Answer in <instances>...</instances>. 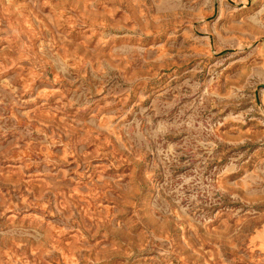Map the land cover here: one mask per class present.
Here are the masks:
<instances>
[{
  "label": "rangeland",
  "instance_id": "obj_1",
  "mask_svg": "<svg viewBox=\"0 0 264 264\" xmlns=\"http://www.w3.org/2000/svg\"><path fill=\"white\" fill-rule=\"evenodd\" d=\"M0 264H264V0H0Z\"/></svg>",
  "mask_w": 264,
  "mask_h": 264
}]
</instances>
